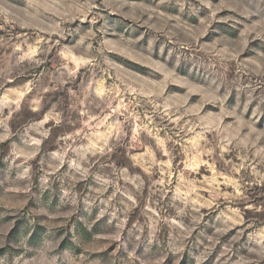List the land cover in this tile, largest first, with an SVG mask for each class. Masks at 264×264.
I'll use <instances>...</instances> for the list:
<instances>
[{
	"label": "rangeland",
	"instance_id": "rangeland-1",
	"mask_svg": "<svg viewBox=\"0 0 264 264\" xmlns=\"http://www.w3.org/2000/svg\"><path fill=\"white\" fill-rule=\"evenodd\" d=\"M0 264H264V0H0Z\"/></svg>",
	"mask_w": 264,
	"mask_h": 264
}]
</instances>
